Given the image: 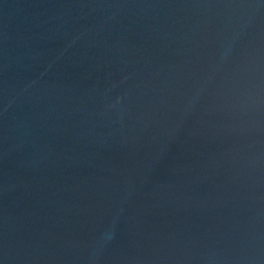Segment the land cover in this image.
Wrapping results in <instances>:
<instances>
[{
  "label": "water",
  "instance_id": "1",
  "mask_svg": "<svg viewBox=\"0 0 264 264\" xmlns=\"http://www.w3.org/2000/svg\"><path fill=\"white\" fill-rule=\"evenodd\" d=\"M22 0H0V53Z\"/></svg>",
  "mask_w": 264,
  "mask_h": 264
}]
</instances>
